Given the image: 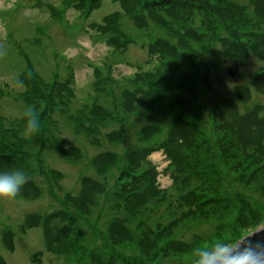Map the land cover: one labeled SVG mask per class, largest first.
<instances>
[{
	"label": "rangeland",
	"instance_id": "obj_1",
	"mask_svg": "<svg viewBox=\"0 0 264 264\" xmlns=\"http://www.w3.org/2000/svg\"><path fill=\"white\" fill-rule=\"evenodd\" d=\"M219 1L0 0V172L28 176L0 264H189L264 225V0Z\"/></svg>",
	"mask_w": 264,
	"mask_h": 264
},
{
	"label": "clouds",
	"instance_id": "obj_2",
	"mask_svg": "<svg viewBox=\"0 0 264 264\" xmlns=\"http://www.w3.org/2000/svg\"><path fill=\"white\" fill-rule=\"evenodd\" d=\"M7 54L3 44H0V58ZM13 84L17 89L23 86V80L17 76ZM25 123L20 131L22 139H29L40 131V117L36 104H29L23 110ZM28 182L27 173L15 168L0 172V202L12 201ZM264 229H257L236 241L215 239L211 244L195 247L191 252L189 264H264V242L255 243L249 239L253 234Z\"/></svg>",
	"mask_w": 264,
	"mask_h": 264
},
{
	"label": "trees",
	"instance_id": "obj_3",
	"mask_svg": "<svg viewBox=\"0 0 264 264\" xmlns=\"http://www.w3.org/2000/svg\"><path fill=\"white\" fill-rule=\"evenodd\" d=\"M221 1H224V0H220L219 2H221ZM217 8H219V7H217ZM231 8L232 9H230L229 7H224V8H221L222 10H220V9H218V10H215L214 9V11H213V13L211 12V13H206V16L210 19V24H211V22L213 21V23H214V20H215V17H216V15H218L219 16V19L220 20H222V21H224V18H222V16H223V10L224 9H227V10H234V7L233 6H231ZM223 23V22H222ZM223 24H225V23H223ZM215 26H217V25H215ZM178 34H179V31L177 32ZM159 46H161V44L159 45ZM114 48H116V47H114ZM177 47H174V49H176ZM172 50V49H171ZM171 50H170V52H169V54H172L171 53ZM54 100V97H53V95H52V101ZM130 105H131V107L133 108V104L132 103H130ZM157 133H160L159 131H157L155 134H157ZM173 136V130H171L170 131V135H169V137H167V138H169V139H171V137ZM167 141H169V140H167ZM128 157H130L129 156V154H128ZM133 159L134 160H136L137 162H134V161H132V162H134V165H136L137 167H140V166H142L143 165V163H142V161L144 160V158L143 157H141L140 156V154H138V153H133ZM146 157V156H145ZM128 159V158H127ZM138 159V160H137Z\"/></svg>",
	"mask_w": 264,
	"mask_h": 264
},
{
	"label": "water",
	"instance_id": "obj_4",
	"mask_svg": "<svg viewBox=\"0 0 264 264\" xmlns=\"http://www.w3.org/2000/svg\"><path fill=\"white\" fill-rule=\"evenodd\" d=\"M258 229H264V225ZM249 239H251L253 243L257 241L264 242V230L253 234Z\"/></svg>",
	"mask_w": 264,
	"mask_h": 264
}]
</instances>
